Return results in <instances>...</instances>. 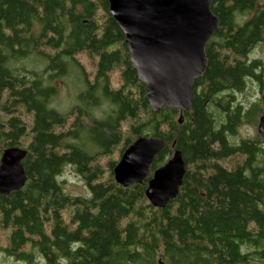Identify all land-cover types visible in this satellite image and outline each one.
<instances>
[{
    "label": "trees",
    "instance_id": "16d2710c",
    "mask_svg": "<svg viewBox=\"0 0 264 264\" xmlns=\"http://www.w3.org/2000/svg\"><path fill=\"white\" fill-rule=\"evenodd\" d=\"M210 10L219 26L205 47L207 67L194 80L191 110L179 123L177 109H151L106 0H0V153L25 150L27 177L21 190L0 195V253L21 264L264 260V142L259 135L234 139L259 110L244 109L235 93L247 81L264 93V63L249 59L264 43V0H212ZM81 55L95 61L92 77ZM31 57L43 68L18 66ZM70 66L84 89L63 114L50 106L52 82ZM117 69L120 84L113 87ZM102 103L110 109L93 117ZM139 136L166 143L152 173L174 150L182 153L183 182L164 208L145 197L149 177L129 187L114 180V167ZM116 152L118 160L105 161ZM65 166L87 196L67 194L59 179Z\"/></svg>",
    "mask_w": 264,
    "mask_h": 264
},
{
    "label": "water",
    "instance_id": "95a60500",
    "mask_svg": "<svg viewBox=\"0 0 264 264\" xmlns=\"http://www.w3.org/2000/svg\"><path fill=\"white\" fill-rule=\"evenodd\" d=\"M109 12L124 34L129 61L136 78L145 85L148 103L156 113L174 108L189 112L194 80L206 70L205 47L218 29L211 12L212 0H106ZM264 142V116L257 126ZM166 146L164 140L139 136L122 153L113 169L122 187L143 183L145 197L155 208H164L179 193L186 166L179 150L150 173L154 158ZM26 151L4 149L0 157V195L19 191L27 177L22 160ZM264 264V262H263Z\"/></svg>",
    "mask_w": 264,
    "mask_h": 264
},
{
    "label": "rangeland",
    "instance_id": "374dc122",
    "mask_svg": "<svg viewBox=\"0 0 264 264\" xmlns=\"http://www.w3.org/2000/svg\"><path fill=\"white\" fill-rule=\"evenodd\" d=\"M249 59H260L264 63V43L257 44L254 49L249 53ZM90 57H86L85 55H81L78 57V61L81 62L84 69L90 73V77H92L93 70V62H95ZM39 60L37 58L31 57L28 60L21 61L19 65H28L29 68L35 67L36 69H42L43 64L39 66ZM120 70L117 69V72H113L111 74V84L113 87H118L120 84ZM56 89V96L51 101L50 106L59 111L60 113L66 114L69 112L77 103V95L84 89L83 82L80 81L77 76L76 69L73 66H70L69 72L67 75L60 79H56L52 82ZM264 93H260L258 87L251 81H247L246 88L239 93H235L236 101L243 106L244 109H250L254 106V104L259 106V110L254 111L251 118L248 121V124H240L237 127L236 134L234 136L235 142L241 138H253L258 136L257 126L259 124L260 117L264 116V104L263 97ZM110 105L108 103H102L97 107L91 109V114L95 118H101L104 113L108 112L110 109ZM68 121L72 122L73 117L71 116ZM85 125L90 124L89 117L84 118ZM69 122V123H70ZM126 125H123V137H128L130 134L126 131ZM132 137V136H131ZM130 137V139H131ZM134 140V139H133ZM132 140V141H133ZM1 150V149H0ZM2 153V152H1ZM0 153V157H1ZM108 159L118 160L117 152L111 154V156L106 157L105 161ZM152 174V172H150ZM59 179L63 182V187L67 194L71 197L81 195L87 196L88 190L85 187L84 182L81 178L74 172L73 167L65 166L62 170V173L59 176ZM3 241V239H2ZM36 256V255H35ZM34 256V257H35ZM37 259V257H36ZM264 260H254L250 264H263ZM0 264H21L20 262L7 257L6 255L0 253Z\"/></svg>",
    "mask_w": 264,
    "mask_h": 264
}]
</instances>
